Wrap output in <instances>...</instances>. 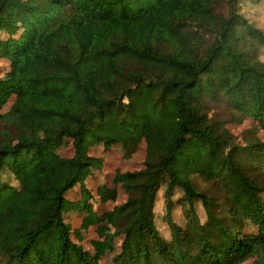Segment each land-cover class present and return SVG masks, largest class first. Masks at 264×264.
Here are the masks:
<instances>
[{
  "label": "trees",
  "instance_id": "1",
  "mask_svg": "<svg viewBox=\"0 0 264 264\" xmlns=\"http://www.w3.org/2000/svg\"><path fill=\"white\" fill-rule=\"evenodd\" d=\"M216 1L0 0V62L11 66L0 112L12 101L0 113V264H101L67 214L96 199L89 173L105 160L92 143L141 140L142 166L110 217L112 264H264V28L243 0H226V16ZM209 103L228 120H211ZM229 121L251 122L241 141ZM66 140L70 158L58 153ZM202 184L219 185L222 202ZM161 192L169 238L155 222Z\"/></svg>",
  "mask_w": 264,
  "mask_h": 264
},
{
  "label": "rangeland",
  "instance_id": "2",
  "mask_svg": "<svg viewBox=\"0 0 264 264\" xmlns=\"http://www.w3.org/2000/svg\"><path fill=\"white\" fill-rule=\"evenodd\" d=\"M225 2L226 0L216 1L215 10L220 16L227 15L228 7ZM240 9L247 18L264 28V0H243ZM8 28L9 33L13 36H18L20 33V30L14 24H9ZM262 58L264 59V53ZM10 68L8 61H1L0 75H9L11 73ZM11 104L12 101L0 113L6 112ZM207 113L214 122H225L229 116L227 111L216 103H209ZM231 122H226V125H229L231 132L241 141V136L244 135V132L251 128V122L246 121L243 125ZM260 136L264 138V134ZM145 150L146 145L143 140L132 147L118 146L112 148L111 151H105L101 144L92 143L91 145L90 152L96 157H102L105 160L102 172L94 171L89 173L88 187L94 192L96 199L87 210H71L74 207L71 206L67 214V221L73 227L75 240L87 248L93 256L98 255L101 264H112V259L119 250V241L112 238L111 213L116 206L125 202L129 184L126 173L141 168L145 158ZM58 153L65 158L72 157V143L66 140L59 148ZM201 187L213 195L217 201L222 202L224 191L219 185L210 188L208 185L202 184ZM78 191L79 189L69 196L70 201L75 202L80 199ZM182 196L183 192L177 189L174 197L176 203L173 208V219L181 225L185 223V215L182 210L183 205L177 203V201ZM197 206L200 217L205 220L204 210L201 205ZM166 213V202L161 192L155 204V222L161 234L169 238L170 230L166 220ZM242 264H254V261L246 259Z\"/></svg>",
  "mask_w": 264,
  "mask_h": 264
}]
</instances>
